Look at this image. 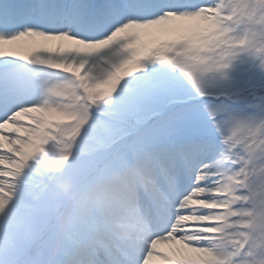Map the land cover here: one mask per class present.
Segmentation results:
<instances>
[{"label":"snow or ice","instance_id":"snow-or-ice-1","mask_svg":"<svg viewBox=\"0 0 264 264\" xmlns=\"http://www.w3.org/2000/svg\"><path fill=\"white\" fill-rule=\"evenodd\" d=\"M0 264H264V0H0Z\"/></svg>","mask_w":264,"mask_h":264},{"label":"clouds","instance_id":"clouds-1","mask_svg":"<svg viewBox=\"0 0 264 264\" xmlns=\"http://www.w3.org/2000/svg\"><path fill=\"white\" fill-rule=\"evenodd\" d=\"M120 180L118 175H113L98 181L88 192L73 197L69 188L58 185V192L67 200L73 202V213L69 217V223L75 225L80 221L81 212L103 213L111 204L119 202L120 194L114 190L113 186ZM132 219L126 214H120L115 222L116 231L127 240L132 239V230L130 225Z\"/></svg>","mask_w":264,"mask_h":264}]
</instances>
